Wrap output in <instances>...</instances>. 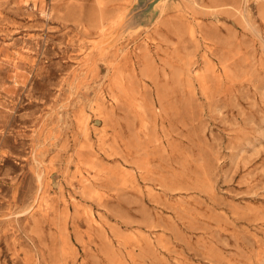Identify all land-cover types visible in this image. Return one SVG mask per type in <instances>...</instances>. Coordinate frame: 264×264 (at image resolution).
I'll use <instances>...</instances> for the list:
<instances>
[{
    "label": "rangeland",
    "instance_id": "1",
    "mask_svg": "<svg viewBox=\"0 0 264 264\" xmlns=\"http://www.w3.org/2000/svg\"><path fill=\"white\" fill-rule=\"evenodd\" d=\"M0 264H264V0H0Z\"/></svg>",
    "mask_w": 264,
    "mask_h": 264
}]
</instances>
